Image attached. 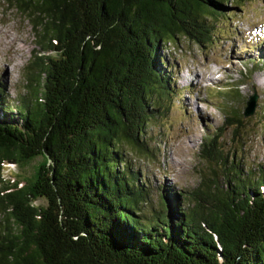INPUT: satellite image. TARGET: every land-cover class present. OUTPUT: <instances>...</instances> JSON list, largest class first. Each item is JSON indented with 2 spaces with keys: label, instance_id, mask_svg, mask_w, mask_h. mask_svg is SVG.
Masks as SVG:
<instances>
[{
  "label": "trees",
  "instance_id": "obj_1",
  "mask_svg": "<svg viewBox=\"0 0 264 264\" xmlns=\"http://www.w3.org/2000/svg\"><path fill=\"white\" fill-rule=\"evenodd\" d=\"M6 1L28 13L40 51L24 66L27 94L13 100L0 83V264H264V164L244 169L222 136H206L209 172L193 190L163 185L154 205L124 154L150 156L145 127L178 93L162 49L179 36L212 43L216 19L237 6ZM8 164L34 171L11 180Z\"/></svg>",
  "mask_w": 264,
  "mask_h": 264
},
{
  "label": "rangeland",
  "instance_id": "obj_2",
  "mask_svg": "<svg viewBox=\"0 0 264 264\" xmlns=\"http://www.w3.org/2000/svg\"><path fill=\"white\" fill-rule=\"evenodd\" d=\"M231 4L237 8L216 19L221 31L212 43L203 47L179 36L177 45L168 43L162 49L179 94L167 113L145 127L144 136L152 147L149 157L125 145V156L151 183L154 205L163 185L178 192L199 185L203 172L210 169L200 154L206 136H222L225 153L232 160L236 150L244 169L264 164V63L253 69V59L264 54V0H231ZM36 39L28 13L15 2L0 0V83L13 100L27 94L24 66L35 49L40 51ZM253 97L255 110L246 115ZM227 116L242 120L244 126L238 121L226 125ZM33 171L8 164L3 175L14 180Z\"/></svg>",
  "mask_w": 264,
  "mask_h": 264
},
{
  "label": "water",
  "instance_id": "obj_3",
  "mask_svg": "<svg viewBox=\"0 0 264 264\" xmlns=\"http://www.w3.org/2000/svg\"><path fill=\"white\" fill-rule=\"evenodd\" d=\"M255 105H256V97H253L251 99L249 107L247 108L246 115H251L254 112Z\"/></svg>",
  "mask_w": 264,
  "mask_h": 264
}]
</instances>
